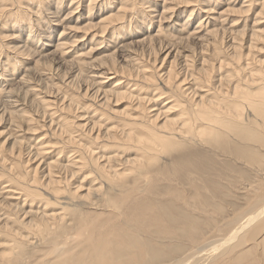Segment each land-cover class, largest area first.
I'll return each mask as SVG.
<instances>
[{"label": "bare ground", "instance_id": "obj_1", "mask_svg": "<svg viewBox=\"0 0 264 264\" xmlns=\"http://www.w3.org/2000/svg\"><path fill=\"white\" fill-rule=\"evenodd\" d=\"M8 1L12 0H0V32H6L4 29L9 30L5 38L10 37L13 39V43L7 45L6 48L13 53V56H11L13 58L9 59L12 60L9 65L4 64V62L1 64L0 62V104L5 102L6 104L11 103L12 107L17 106L18 104H15L19 100L16 99L17 94L23 98L31 97L30 101L32 99L35 100L36 110L40 112L42 119L48 118V126L56 125L55 131L59 133V138L62 139L61 141H63L64 145L59 147L57 143L43 144L44 141L38 140V143L35 144V146H38H34L33 157L29 156L34 161H39V163L34 167L33 177L29 180L27 179V185L22 171L17 172L15 170L16 172L14 171L13 173L17 182H14V186L7 178L12 185L9 183L0 187V236L3 237L2 240L0 239V249L1 251L7 249L11 253H16L12 257L11 254L7 256L5 251L2 252L0 254V264H136L134 262L136 261L135 258L138 259L144 255L147 258V264H155L159 261H162L164 264H209L214 260H219V264L220 262L226 264L221 259L227 255L228 258L226 259H229L227 264H264V225L259 224L264 220V204L256 209L254 208L255 210L253 209L254 211L250 212V215L248 214V218H244L245 220L243 219L236 225L232 231L233 233L225 238L223 242L218 243L220 240H217L218 244L215 242V244L212 243L208 247L206 245L207 241L197 242L195 239L188 246L189 248H185L180 244L177 246V239L179 238L177 236V239L173 238L174 240L172 241L165 239L167 236L163 235V237L161 233L163 232L168 235L167 232L171 231L170 229L166 230V227L170 228L174 225L176 230V227L184 224L183 218H185L190 220V222L184 225L182 231H187L188 228L185 226L188 224L190 225V229L194 230L193 223L191 224L193 220L187 215L188 213L181 210L177 212L180 214V219L176 218L175 205L173 204L164 205V207L161 205L156 206L155 210L157 212H154L151 217V213L149 212L150 201L158 205L160 202H158L157 197L151 198L149 205L146 206V212L142 210L140 216L139 211L135 214L134 218L128 216L129 209L121 211L120 217L117 219L118 222H114V225L110 226L109 229L104 228V226L110 223V220L105 221V219H102L97 222V226L90 225L91 223H84L85 229L89 228L85 240L77 244L66 242L67 238L74 236L68 230H71V223H74V220H76L70 215L74 209L78 208L77 206L80 205V207L85 208V210L77 214L80 219L84 218L83 212H95L96 210L101 211L100 215H108L106 216L107 218L115 215L111 211V208L114 207L119 199L128 200L135 195L142 197L141 192H137L139 189L133 190L121 183L124 176L136 173L130 185L136 183V187H138L137 181L142 180L146 172H150L153 169L172 172L175 166L174 163H177L179 159L185 156L192 155L207 158L209 156L211 159H214L216 155H221L226 157L227 161H231L229 163L233 162V164H242L247 167L264 165V160L261 158L264 151V65L263 68L261 66H251L252 62L249 60H244L245 62L240 63V59L243 57V59H246L245 54L240 51L243 46V40L237 35V30H230L231 27L228 29L230 30L231 38L227 40L229 44L226 46L227 50L225 49L227 51L226 57L223 56L222 59L220 56L225 52L218 46L220 41L223 40V36L218 38L216 35L218 30L215 29V25L223 20V16L231 8L217 11L216 6L218 4L214 3L213 0H184L186 4L182 5L183 8L180 11H177L179 6L174 4L167 5V0H161L162 2H157V0H145V2L144 0H107L106 3L108 4L117 3V6H106L107 8L116 7V10L102 14L94 22L92 21L94 19L92 18L94 16L92 9L100 0H89L85 16L87 21L84 25L85 32L81 35L72 33L73 31L63 22L68 18V20H75L76 22L81 20L79 15L75 19L73 16L77 12V6L71 8V10L69 9L66 12V16L60 19L62 22H57L59 23L58 25H61V30L57 41L52 45L53 50L48 53L56 54L60 61L71 65L72 74L76 72L74 77L72 75L74 80L76 78L78 80L79 77L84 76L82 77L85 84L84 87L81 88V91L77 95H74L70 94V92L68 93L66 90L63 92L59 91L57 85L62 86L63 84L58 82L48 83L45 88L47 92L42 91L40 86L46 84L45 78H49L45 76H50V72H53L56 68L53 70L48 69L46 72L43 69L40 71V68H36V78H38L39 84L32 85L34 78H32L31 71L28 68H25L21 74L19 73L20 77H17L18 79L16 78L18 70H16L15 65L19 62V58H22L21 54L28 50V45L30 46L28 43L32 44V41L36 40V38L31 36L28 41H26L27 37V39L17 38L18 43L14 45V37L16 38L18 35L16 36L12 32L15 31L14 28L20 27L28 11L18 9L19 7L15 11H11V7L6 6L7 3H10ZM71 1H73V4L67 5L69 8L74 3L76 5L79 3L78 0ZM229 1L235 4L240 0ZM242 2L241 5L246 10L250 8L253 2L257 3L256 0H242ZM246 2L248 3L246 4ZM55 3H57L55 10L58 11L60 3L59 1ZM259 4L260 10L258 12H261L264 9V0L261 3L259 2ZM159 6L161 7L160 12L157 9ZM200 12L204 16L206 15V17L201 16L199 21L191 27L192 23L190 19L198 16ZM134 14L136 15L133 18ZM128 15L129 17L127 18ZM175 17H178L179 20L174 19ZM151 18L152 22H158L159 27H161L160 20H163V23L167 22L166 25L170 24L169 29L163 26L164 40H157L158 50L150 45L152 36L149 37L148 35L147 37L144 35L136 41L140 44H146L145 49H142L148 50V53L155 51L153 54H156L157 51L164 49L165 54L161 58V64L164 60L172 58L169 61V67L162 74L159 73L161 64L158 67L155 66V69H157L155 74L149 72L146 65H141L136 56L131 59V65L133 66L134 64L135 67L130 68V70L124 69L123 66H118L114 59L116 49L119 48V51L122 52L128 43L118 44L116 46L118 48L112 46L113 51L104 55L102 54L103 56L97 59L92 56L93 51H95L94 48L97 45L95 43V46L90 47V49L79 50L78 52H74L70 59H65V57L71 55L70 51L73 47L84 41L87 35L91 34L90 31L96 30L91 35L94 41L101 40L103 43V40H106L105 44L109 45L113 43V35L117 33V28L122 27L125 22H128V26H134V32H141V30L146 28V25L151 23ZM173 20L175 21L171 25ZM224 20H226L225 16ZM117 21H121L123 25ZM30 22H36V19ZM255 22L258 23V20ZM118 23H120L119 26H117ZM185 26H190V28L185 31ZM213 26L215 27L213 28ZM31 27L33 28L32 24H29V30ZM262 30L252 25L246 47L249 51L248 54L251 52V45L253 46L259 40L264 43V33ZM156 31L155 36L159 33L158 30ZM223 33L225 34V32ZM1 36L4 37V34ZM191 37L199 41L200 50L198 51L201 52L200 54H203L202 50H205L206 45L211 47L210 51L207 52L205 50L204 55L206 57L204 55L199 57V67L192 69L193 71L188 68L193 63L190 62V59L185 60L186 57H184L183 61H180L182 63L181 67L178 66L180 70L177 69L175 71L173 60L178 49L176 50L177 47L174 45L186 41ZM35 44L36 42L33 45ZM37 45L41 44L37 41ZM172 52L174 53L172 54ZM45 56L41 55L36 59V66L39 65ZM156 60L157 58L154 57L152 63ZM212 61H216L215 64ZM230 63L233 67H230L232 70L229 72L225 71L226 74L223 75L221 69H225V65ZM49 65L46 63L45 67ZM124 65L129 66L128 64ZM121 73L124 76H121ZM112 79L114 80L109 83ZM132 79L135 80L133 81ZM1 82L3 83L1 84ZM71 82H66L67 86ZM15 83H17L16 86H14ZM12 84L14 87L11 86ZM107 85L109 86L106 87ZM8 86L11 87L7 88ZM150 87L153 89H150ZM160 87L163 91H158ZM170 91L171 95L168 101L167 92ZM60 93L61 95L59 96ZM39 94L42 95L40 96ZM77 97L92 98L96 103L95 107H100L101 113L97 114L96 110L99 109L92 108L94 107L92 103L86 102L80 105ZM119 99L121 101L125 100L129 104L126 110L109 107L111 100L114 103L112 105H116ZM54 105H59L60 110L64 109L72 112L81 110L83 112L74 117L76 119L74 123L66 117L57 118V114H54L56 110L51 108ZM6 106L3 104L1 107V114L6 111ZM175 109L180 111L175 121H173V119L169 118V112H173ZM12 111L14 110L8 113H13ZM89 112L92 114L89 115ZM21 116V119L27 122L32 120L31 117H26V115ZM83 116L85 117L83 118ZM89 117H93V119L91 118V122H89ZM112 118L114 121L111 120ZM11 122L16 125L18 124V121ZM32 128L29 129L31 130ZM86 130L87 132L90 131L88 133L90 135V142L86 139L88 141L86 143L87 141L84 139L86 144H83L84 142L79 143L77 133H83ZM70 146H75L76 149ZM66 147L70 149L66 151ZM9 150L11 157L15 160L9 161L10 167L14 169V166L18 163L16 158L20 157L21 153L16 140L11 143ZM135 150L137 152L134 157H126L130 152ZM61 154L64 157L63 161L59 160ZM86 157H90V159H86ZM5 159L7 160V158ZM162 159L166 160L164 162H169V166L163 167L159 165L156 167L157 161H161ZM233 164H230V167L234 168L236 166ZM42 165L43 168L40 171L43 180L41 181L45 182V188H43L42 192L46 194V198L44 201H40L41 209H39V207H34L31 204L33 200L29 197L31 195L41 197L43 193L33 187L30 182L28 184V181H38L34 174L37 171V167L39 166L40 168ZM205 165H208V163H205ZM203 167L204 165L197 167L194 178L187 175L188 178L193 179L189 182L195 183L196 190L198 188L200 192L204 188L202 183L207 182V178L205 179L206 176L203 174L211 172H207L211 167ZM236 167L237 169L239 168V166ZM62 170L66 173L69 171L72 177L76 175L79 184L86 187L85 193H79L77 191L78 187L74 186L75 188L68 189V195H63L62 190L64 191V189L61 184L62 179L65 178L62 175L60 176ZM196 172L201 174H196ZM2 175H4V172ZM19 180L20 185L24 187L23 191L22 189L19 191ZM4 181L6 182L5 179ZM189 182L186 181V183ZM103 188L107 192L100 193ZM197 192H193V196L196 195L197 200L207 202L206 197H203V193ZM193 196L192 198L196 200ZM101 199H103V204L106 203V206L103 207L99 204ZM50 205L56 206L46 209ZM3 207H14V221H12L11 216ZM27 207L28 209H26ZM133 212L135 211L133 210ZM117 214L119 215V213ZM162 218L166 219L165 224L156 225L153 223L159 222ZM178 220H183L184 222L178 224ZM146 227H153L154 229L149 230ZM119 229L123 233L122 235L121 233L118 234V236L116 233H118ZM59 230L64 231V234L67 235L60 242H58L59 240L55 241L58 238L54 236ZM140 231L142 234L145 231L148 232L147 236L143 235L146 239L142 240V237L139 236ZM243 231L246 232L243 242L249 245L250 248L241 250V252L233 251L234 253H232V247H230V250L227 247L231 240ZM154 232L158 235V237L153 236L155 239L150 236ZM261 233L263 237L261 236L262 238L258 239ZM49 240L52 244L51 246L54 247L52 252H50L51 254H47L46 251L45 254L40 253L35 256L27 254V248L32 249L36 248V245L47 244ZM238 240H242V238ZM160 242H162L161 246L163 247H160L161 249L159 250L155 245L160 244ZM80 245L83 247L81 249L82 252L78 249ZM187 250L190 252L188 251L185 254ZM251 250L254 252V257L248 261L240 262L241 258ZM173 252H176L178 255L172 256ZM88 254L89 257L86 260L85 256ZM22 259H25L24 263Z\"/></svg>", "mask_w": 264, "mask_h": 264}, {"label": "rangeland", "instance_id": "obj_2", "mask_svg": "<svg viewBox=\"0 0 264 264\" xmlns=\"http://www.w3.org/2000/svg\"><path fill=\"white\" fill-rule=\"evenodd\" d=\"M58 1L60 3V7H59L58 11H56L55 6L57 3H55V2H58ZM78 1H79L78 5H76V3H74V5L70 8L67 7V5L70 6L73 4V1L70 2V0H52V1H50V0H20L19 2H18V0L8 1L10 3H7L6 6L11 7V11L12 10L15 11L19 7L18 9L25 10L26 12L28 11L27 13L29 14V15L28 14L25 15L26 17L24 18L23 23L20 25V27L14 28L15 31L12 32L14 35H16V36L18 35L16 38L14 37V45H16L18 43L17 38L18 39L19 38L20 39L21 38H23V39L28 38L26 41H28L31 36L36 38V40L32 41L33 42L32 44L30 42L28 43V44H30V46L28 45V47H29L28 50L25 53L21 54L22 58L18 57L19 62L15 65L16 70H18L16 78L17 77L19 78L20 74L23 72V70L25 68H28L29 71H31L32 78H34L32 80V85L33 84L35 85V84H39L38 78H36V76H37V73L35 72L36 68H40L41 69L40 71H42V69H43L44 72L48 71V69L53 70L56 68V70H54L53 72H50L51 73L50 76L49 75L45 76V77H49L48 79L44 77L46 84H42L40 86V88L42 89L43 92H45V93L47 92L45 90V88H46L48 83L50 84V83H57V82L64 85V87H63V85L62 86L59 84L57 85V88L61 92L66 90L68 93L70 92V94L77 95L81 91V88L84 87V85H85L83 78H82L84 76L79 77L80 79L78 78V80H77V78L74 80L73 77H74V74L76 72L75 73L73 72V74H72L71 65L69 63L67 64V63L60 61L59 57L56 56V54L54 55L52 53H48L49 51L53 50L52 45L57 41L59 32L61 30V25H58L59 23H57V22H59V21L62 22V20H60V19H63V16L64 17L66 16V12L69 9L71 10V8H74L75 6H77V9H76L77 12H75L73 16L75 19L76 16L79 15L81 17V20L76 22L75 20H68L69 19L68 18V19H65L63 21L65 23V25L73 31L72 33H74L76 35H81V34H83V32H85L84 25L87 22L85 16L87 14V4H88L89 0H78ZM100 1L97 4L95 3L96 5L92 9V12H94V16L92 17L94 19H92V21H94V22H96L98 20V17L101 16L102 14H104L108 11L114 12L116 10V7H112V8L106 7V6L109 7V5L115 6L117 4L116 2L108 4V3H106L107 0H100ZM185 1H187V0H185ZM185 1L184 0H167V2H170V3L166 2V4L167 5H173L174 4L176 6H179L177 11H180L183 8L182 5L186 4ZM262 1L263 0H256L257 3L253 2L250 5V8L248 10H246V8L242 7V5H241V3H243L242 0H240L238 3H235V4L231 3L229 0H213L214 3L218 4L216 6L217 11L222 10L224 8H231V9H229V11L226 14L224 13L226 20H224V16H223V20L221 22H219L220 24L218 23L217 25H215L216 27L213 26V28L215 27V29L218 30L216 33L218 38L223 36L222 37L223 40H221L220 44H218V46H220L221 49L223 51H225L220 55L222 59H223V56L226 57V52H227L226 46H227V44H229V41H227V40L229 38H231L230 30L231 29L234 31L237 30V35L239 36V38H241V40H243V42H242L243 46L240 49V51H241V53L245 54V56H246L245 58L247 59V60L243 59L244 58L243 57L242 59H240V63H243V62L249 60L252 62L251 66H257V67L261 66V68H263V65H264V45L263 44L264 43L259 40L256 44H254L255 46L251 45L250 54H248L249 51L247 50L248 48H246L247 47V40H248V37L250 34V29L252 28V25L255 28L263 29L262 32L264 33V9H262L261 12H258L260 10L259 2L261 3ZM11 2H12V4H11ZM144 2H145V0H144ZM157 2H162V1L157 0ZM173 2H175V3H173ZM213 2H211V3H213ZM247 3L248 2H246V4ZM98 4H100L101 6ZM210 5H212V4H210ZM239 5H240V8H239ZM157 9H159L158 11L160 12L161 7L159 6ZM99 10H100V12H99ZM135 15L136 14L133 15V18ZM201 16L206 17V15L204 16L203 13L200 12L198 14V16H195V17L190 19V21L192 23L191 27H193L199 21ZM128 17H129V15L127 16V18ZM133 18H132V21H133ZM35 19H36V22H33V23L30 22L29 23V21H32ZM174 19L179 20L178 17L177 18L175 17ZM11 20H12V18H11ZM155 20H157V19H155ZM257 20H258V23L255 22ZM152 21L153 20L151 18V23L146 25V28L141 30V32L140 31L134 32V29H135L134 26H132V25L128 26V22H125L124 23L125 26H124L121 21H117V22H121L123 26L122 27L120 26V28L119 27L117 28V30H116L117 33H115L116 31L114 32L115 33L113 35L114 39H112L113 43L109 44V45L105 44L106 40H103V43L101 40L94 41L93 38H91V35L96 30L90 31L91 34L89 36L87 35V37L84 39V41L80 42L77 46L73 47L70 51L71 55L65 57V59H70L73 56L74 52H78L79 50H83V49H87V50L90 49V47L95 46V43L97 45L94 48L95 51H93L92 56H94L96 59L98 57L100 58L105 53H109V52L113 51L114 49L112 46H114L115 48H118V47H116V46H118V44L128 43L126 45V47L124 48L125 49L124 51L121 52V51H119V48L116 49V53L114 54V56H115L114 59L116 60L115 63L118 66H123L124 69L127 68L126 70H130V68L135 67L134 64H133V66L131 65L132 64L131 59L136 56V58L138 57V62H140L141 65L142 64L146 65L148 67L149 72L156 74L157 69H155V66L156 67L160 66L161 58L165 54L164 49L162 51H157L156 54L155 53L153 54V52H155V51H153V52L150 51L151 53H148V50H144L146 47V44H140L136 40L139 39L141 36H144V35L147 37H148V35H149V37L152 36V41H151L150 45L152 47H155L154 49L158 50L157 40L158 39L164 40V38H163L164 37L163 26H165V28L167 27V29H169L170 24L166 25L167 22L163 23V20H160L161 22L160 21L159 22L161 24L160 25L161 27H159L157 21H154V22H152ZM174 21L175 20H173L171 22V25L173 24ZM254 22H255V24H253ZM256 23H257V25H256ZM29 24H32V26H33V28L31 27L30 30L28 28ZM230 24H232V26H230ZM119 25H120V23L117 24V26H119ZM47 27H49V28H47ZM188 28H190V26L189 27L185 26V31ZM229 28H230V30H228ZM4 30H6V32L5 31L0 32V37H1L0 38V46L3 45L2 48H0V62H1V64L4 62V64L6 63V65H9L12 61L9 59L13 58V57H11V56H13V53L10 52V50H8L6 47H7V45H11L10 43H13V39H11L10 37L5 38V35L8 34L7 31H9V30L8 29H4ZM156 30H158V32H159L157 36L154 35L157 32ZM223 32H225V34ZM168 33H170V32H168ZM2 34H4V37L1 36ZM37 41L41 45L38 46ZM35 42H36V44L33 45ZM198 43H199V41H196L195 39H193L191 37L186 41L179 42V43H176L174 45L177 47L176 50L178 49L177 54L173 60L175 71L178 69V66L181 67L182 63L180 61H183L184 57H186L185 60L190 59V62L193 63L192 65L188 66L189 70H192L196 67H199V65H198L199 57L203 56L206 51L207 52L210 51L211 47L206 45L205 46L206 51L202 50L203 54H200L201 52L198 51V50H200V46ZM106 48H108V49H106ZM142 48H144V49H142ZM173 53L174 52H172V54ZM6 54H8V55H6ZM38 55L39 56L46 55V56L42 61H40L39 65L36 66V59L39 57ZM117 55H118V57H117ZM126 57H127V59H126ZM128 57H129V59H128ZM154 57H156L157 60L154 63H152V60L154 59ZM14 58L16 59V57H14ZM171 59L172 58L170 57L169 59H166V61L164 60V62L160 66L159 73L162 74L163 72H165L167 70V68L169 67V64H170L169 61ZM196 59H197V61H196ZM257 60H259L260 62ZM212 62H214V64H215L216 61H212ZM46 63L50 64V65L45 67ZM124 64H128L129 66H125ZM225 66H226L225 67L226 70L223 68L221 69L222 70L221 73L223 75L226 74L225 71L229 72L233 68L231 66V63L228 65H225ZM6 67H8V66H6ZM43 67H45V68H43ZM230 67H232V68H230ZM186 68H187V66H186ZM178 70H180V69H178ZM72 75H73V77H72ZM179 75H180V73H179ZM69 76H71V77H69ZM121 76H124V74L121 73ZM41 77H43V76H41ZM63 77H64V79H63ZM115 78H119V77H115ZM113 80L114 79L110 80L109 83ZM132 80L134 81L135 79H132ZM68 81H70V82L73 81V82H71V84L67 86L66 82H68ZM80 82H82V83H80ZM2 83L3 82H1V84ZM155 83H153V84H155ZM16 84L17 83H15L14 86H16ZM11 86L14 87L13 84ZM11 86H8L7 88H10ZM43 86H44V88H43ZM108 86L109 85H107L106 87H108ZM110 86H111V84H110ZM37 88H39V86H37ZM150 89H153V88L150 87ZM159 90L163 91L161 89V87H160V89H158V91ZM167 94H168V101H169L170 100L169 96L171 95V91L167 92ZM39 95L41 96L42 94H39ZM54 95H55V93H54ZM60 95H61V93L59 94V96ZM13 96H14V94H13ZM20 96H19V94H17V96H16V99L17 100L19 99L15 103V104H18L17 106L12 107L11 103L6 104L4 102L3 104L7 105L6 106L7 109H5V107H4V109L6 111L3 114H1L2 111H0V157H1L0 158V170H1L0 171L1 172L0 173V183H1L0 187L4 184H9V183H10V185H12V183H13V186H14V182H17V179L14 178V173H13L15 170L17 172L22 171V173L25 175L24 179L26 180V185H27V179L29 180L33 177L32 176L33 171L35 170L34 167H36L37 164L39 163V161L36 162L32 159L33 153L35 151V147L38 146V145L35 146V144L38 143V140L44 141L43 144L57 143V145H59V147L64 145L63 141H61L62 139L59 138V135H58L59 133H57L55 131L56 125L48 126V123H47L48 118L42 119V115L40 114L39 111L36 110L35 100L32 99V101H30L31 97L23 98L22 96L21 97ZM46 97L50 98L49 96H46ZM51 97H53V96H51ZM78 98L79 97H77V100L79 101L78 103L80 105L84 104L86 102L92 103L94 106L92 108L99 109V110H96L97 114L101 113L100 107H97V106L95 107L96 103H95V101L92 100V98L91 99L90 98L88 99V97H83V98H79V99ZM164 102H165V100H164ZM3 104H0V109L3 106ZM112 104H114V103H112V100H111V104L109 105V107L114 108V109H118V110H126L127 105L129 106V104L125 100L121 101V99L118 100L116 105H112ZM59 105H60V103H59ZM59 105H54L53 107H51L52 109L54 108L56 110L54 114L55 115L57 114V118L58 117H66L69 119V121L74 122V123L76 121V119H74V117L76 115L78 116V115L82 114V112H83L81 110H77L75 112L66 111L64 109L60 110ZM107 109H109V108H107ZM11 110H14V111H12L13 113H8ZM179 111H178V109H175V111L169 112V118H171V119H173V121H175V118L179 115ZM90 114H92V113L89 112V115ZM21 115H24V116L26 115V117L27 116L31 117L32 120L29 122L22 120ZM84 117L85 116H83V118ZM91 118L93 119V117H91ZM91 118L89 117V119H90L89 122H91V120H92ZM116 119H118V118H116ZM111 120H113V118ZM11 121H18V124L17 125L15 123L13 124V122H11ZM43 124H44V126H42ZM28 127L29 128L35 127V129L32 128L30 130ZM88 133H90V131L87 132V130L84 131L83 133H77V135L79 137L78 141H80L79 143L84 142L83 144H86V143H88V141L90 142V135ZM7 134H9V135H7ZM84 139L85 140L87 139L88 141L86 140L87 141L86 142ZM14 140H16L17 145H19V148L21 149V153H20V157L16 158L18 160V163H17V165L14 166V169H13L12 167H10L9 161H15V160L11 157V155L9 153L10 152L9 149H10L11 143ZM89 144H91V143H89ZM70 147L75 148V146H70ZM69 149L70 148H68V147L65 148L66 151H68ZM136 152H137L136 150L132 151L126 157H128V158L134 157ZM29 155L32 157H30ZM62 156L63 155L61 154V157H59V160H61V161H63V159H64V157H62ZM220 156L216 155V156H214L215 157L214 159L209 158V156H208V158L207 157H201L198 155L185 156V157L179 159V161H177V163L173 162L175 165L174 169H172L174 171V173H173V171L172 172H166L164 170L165 171L164 172V171H161L159 169H153L150 172L149 171L146 172V175H145V177H142V180L137 181V183L139 185L138 187H136L137 186L136 183L133 184L134 186L130 185L131 182L133 181V177L135 176L136 173L128 175V176H124L121 183H123L127 187H130L133 190L136 188L139 189L137 192L140 191L142 197L135 195L128 200L119 199V201L114 205V207L111 208V211L115 215L107 217V218H106V216H108V215H106V216L100 215L101 211L96 210L95 212H88V213L83 212L82 214L84 215V218L80 219L77 214L80 211L85 210V208L80 207V205L77 206L78 208L74 209L72 211V214L70 215L71 217L75 218L76 220H74V223L73 222L71 223V225H72L71 227L69 226L71 228V230L68 227V229H69L68 231L70 232V234H72L74 236L67 238L66 242L67 243L71 242L70 244H77V243H80V242L85 240L86 235H87L86 233H88L89 228L85 229L86 227H84V225H83L84 223H91L90 225L97 226V222L102 220V219H105V221L110 220V223H108L106 226H104V228L109 229L110 226L114 225V222L115 223L118 222L117 219H119L118 217H120L121 211H127L129 209L128 210V213H129L128 216L131 218H134L135 214L138 213V211H139V216H140L142 214V210L145 211L147 209L146 206L149 205V201L151 200V198H154V197H157L158 202H160V203H158V205H157V203H153V201H150L149 212L151 213V217L154 214V212H157V210H155L156 206L161 205L162 207H164V205L166 206V205L173 204V205H175V217L176 218L180 217V214H178L177 212H178V210H181L185 213H188L187 215L189 217H191V219L193 220L191 222V224L193 223L194 230L193 229L191 230L190 225L188 224L185 226L188 228L187 231H182V229H184V225L186 223L190 222V220L185 219V218H183V220L185 222L183 220H178V224H180L181 222H184V224L182 223L183 225H179V226H178V224H176V226H178V227H176V230L174 228V225H172L170 228L166 227V230L170 229L171 231L167 232L168 235H166L163 232L161 233L162 236L163 235L167 236V238H165V239L172 241V240H174L173 238L177 239L179 237L177 239V246L180 244L181 246L183 245L185 248H189L188 246H190L191 242L192 241L194 242L195 239H196L195 241H197V242L207 241V243H206L207 247L210 246L212 243L215 244V242H216V244L223 242L225 240V238H227L231 233H233L232 231L234 230V227L236 225H238L244 218H248V214L250 215V212L254 211L260 205L264 204V165H262V166L256 165V167L254 165V166H248L247 167V166L242 165V164L238 165V164L234 163L236 166H239V168L237 169L236 166H234V168H232V167H230V164H233V162L229 163L231 161H227L228 159L226 157H224V156L220 157ZM4 157L7 158V160ZM261 158H262V160H264V151L262 153ZM86 159H90V157H88V158L86 157ZM164 161H166V160L162 159L161 161L160 160L157 161L156 167L159 165H162L163 167L169 166V162H164ZM4 163H5V165H4ZM164 163H166V164H164ZM205 163H208V165H205ZM40 165H41V163H40ZM203 165H204L203 168L211 167V169L207 170V172L208 171H211V172L203 174L206 176V177L205 176L204 177H205V179L207 178L206 179L207 182H204V184L202 183V186L204 188L203 189L201 188L202 190L201 189L200 190L202 192H200V191H198L199 190L198 188L196 190V188L194 186L195 183H191L189 181L193 180L191 178L195 177V170L197 169V167L203 166ZM5 168H6V170H4ZM42 168H43V165L40 168L38 166L36 169L37 171L34 174V176L38 180L37 182H33L31 180L28 181V184L30 182V184L33 187H35L36 189H38L40 192H42L43 188H45V182L41 181V180H43L41 177V171H40V169H42ZM52 170H55V169H52ZM7 171H9V172H7ZM25 171L27 172V174ZM31 171H32V173H31ZM3 172H4V175L6 174L5 176L2 175ZM61 172H62V174L59 173L60 176L62 175L65 178V179H62V184H61L62 188L64 189V191L62 190L63 195L64 194L68 195V193H69L68 189H73L75 187H78L77 191L79 193H82V192L85 193L86 187L79 184L78 178H76V175L74 177H72V176H70L69 171H67V173H66L65 171L63 172V170H62ZM9 174H11V175H9ZM196 174H201V173L196 172ZM187 175L191 178H188ZM196 176H198V175H196ZM7 178L12 183L9 182V180ZM4 179L6 180L7 183L4 181ZM186 181L189 183H186ZM18 187L20 188L19 191L21 189H22V191L24 190V187H22L20 185V180H19V186ZM195 191L196 192L198 191L197 193H203V195H204L203 197H206L207 202H202L200 200H197V198L195 197L196 195L193 196L194 195L193 192H195ZM104 192H107V191L103 188L100 193H104ZM192 196L195 197V199L197 200L198 203L196 202V200H194L192 198ZM41 197H34L31 195L29 197L30 199L32 198V200H33L31 202V204H33L34 207L36 206V207H39V209H41V206H40L41 202L40 201L45 200L46 194L43 193L41 195ZM102 202H103V199H101L99 201V204H101V206H103V207L106 206V203L103 204ZM141 202H143V203H141ZM51 206L54 207L56 205H50L48 208L46 207V209H51L52 208ZM99 207H100V205H99ZM3 208L11 216L10 218H12V221H14L13 220L14 219V207H11V208L3 207ZM137 208H140V209H137ZM26 209H28V207ZM133 210L135 212H133ZM68 211H70V210L68 209ZM163 211H164V209H163ZM117 213H119V215ZM168 214H170V213H168ZM148 220H149V218H148ZM88 221H90V222H88ZM165 221H166V219L162 218L159 222H153V221L152 222L156 225H159V224H165ZM144 223H147V222H144ZM73 224H75V225H73ZM259 224L264 225V220L261 221ZM146 229L152 230L154 228L153 227H146ZM179 229L181 230L180 232H179ZM117 232L118 233H116V235H118L120 233L122 235V233H123V231H121V229H119ZM64 233H65L64 231L59 230L56 233V235H54L55 237L58 238L55 241L59 240L58 242H60L62 238H65L67 235H65ZM147 233L148 232H146V231L143 232V234L141 233V231L139 232V236L142 237V240L146 239V237H144V236H147L148 235ZM241 234L244 235V239H243V235H241ZM245 234H246V232L243 231L237 235L238 239L242 238V240H238L237 237L233 238L231 240V242L229 243V246L227 247V249L230 250V247H232L233 250L231 252L234 253L233 251L241 252V250L250 248L249 245H246L243 242L245 240ZM150 236L158 237V235L155 232L152 233V235H150ZM176 236H177V238H176ZM261 236H262V233L260 236H258V239H261L263 237V236L262 237ZM155 237H153V238L155 239ZM0 239L2 240L3 237L0 236ZM217 240L218 241L220 240V242H218ZM242 243H243V245H241ZM40 245H36L35 246L36 248H32V249L27 248V254H29L31 256H35L36 254H40V253L45 254V251L48 254V253L52 252V250L54 248L53 246H51L52 244L50 243V240L48 241L47 244H44V245L40 244ZM161 245H162V242H160V244L159 243L156 244L155 247L157 246L156 248H158L160 250L161 249L160 247H163ZM37 248H39V249H37ZM82 248H83L82 245H80L78 248L80 252H82L81 251ZM42 249H44V250L41 251ZM4 251H5V254L7 256H9L11 254V256L14 257V254H16L14 252L11 253V251H8L7 249L3 250V251H1V249H0V252H1L0 254H2V252H4ZM179 251H178V253H179ZM188 251L189 250H187L185 254H187ZM34 252H36V253H34ZM175 255H178V254L176 252H173L172 256H175ZM145 256L146 255L141 256L138 259L135 258L136 261H134V262L136 264H144V263L147 264L146 263L147 258ZM172 256H169V257H172ZM227 256H225V257L223 256V259H221L223 261V263L226 262V264H227V262L229 260V259L228 260L226 259V258H228ZM88 257H89V254L85 256V259L87 260ZM252 257H254L253 250H251L248 254H246L244 257H242L240 262L241 261L242 262L248 261ZM165 259H166V257H165ZM22 262L24 263L25 259H22ZM8 264H10V263H8ZM11 264H14V263H11ZM155 264H164V263H162V261H159L158 263H155ZM209 264H219V260H214V261L210 262ZM220 264H222V263L220 262Z\"/></svg>", "mask_w": 264, "mask_h": 264}]
</instances>
